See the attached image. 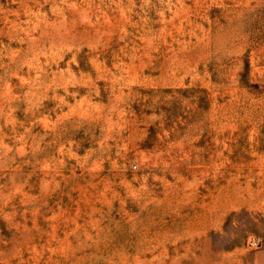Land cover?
<instances>
[{
  "label": "rangeland",
  "instance_id": "rangeland-1",
  "mask_svg": "<svg viewBox=\"0 0 264 264\" xmlns=\"http://www.w3.org/2000/svg\"><path fill=\"white\" fill-rule=\"evenodd\" d=\"M0 264H264V0H0Z\"/></svg>",
  "mask_w": 264,
  "mask_h": 264
}]
</instances>
